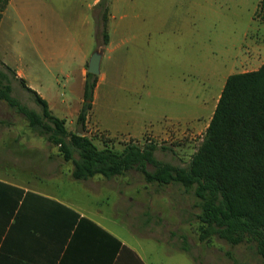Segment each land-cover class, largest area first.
I'll return each mask as SVG.
<instances>
[{"label": "rangeland", "instance_id": "rangeland-1", "mask_svg": "<svg viewBox=\"0 0 264 264\" xmlns=\"http://www.w3.org/2000/svg\"><path fill=\"white\" fill-rule=\"evenodd\" d=\"M16 4L29 22L41 14L36 6L44 5L38 0ZM3 11L0 70L9 77L12 96L41 112L2 61L38 77L46 93L65 103L54 114L60 117L63 112L60 118L69 131L84 133L99 148L151 142L157 145V160L178 166L188 164L201 142L226 76L255 69L264 58V51L254 50L264 44V0H115L109 21L112 49H104L100 59L103 77L92 110L103 129L93 126L92 115L87 118L91 109L81 127L74 113L82 94L78 61L60 64L44 58L43 52L44 44L53 48L54 40L68 36L37 35L36 28L16 25L12 10L7 16ZM98 24L100 31L99 19ZM98 43L102 51L100 35ZM13 164L39 173V184L50 192L91 210L100 208V220L135 247L147 264H263L248 242L231 245L217 237L200 241L198 198L178 183H148L139 171L129 170L102 179L110 188H101L95 180L102 177L95 175L84 189L82 181L70 176L71 162L57 146L0 100V171L6 173ZM27 171L18 170L15 177L27 182Z\"/></svg>", "mask_w": 264, "mask_h": 264}, {"label": "trees", "instance_id": "trees-1", "mask_svg": "<svg viewBox=\"0 0 264 264\" xmlns=\"http://www.w3.org/2000/svg\"><path fill=\"white\" fill-rule=\"evenodd\" d=\"M7 2L1 1L0 18ZM96 8V45L99 35L101 44H106L107 0H99ZM1 63L40 105L41 112L11 95L9 77L1 70L0 100L21 113L34 132L57 146L63 159L71 162L73 179L95 175L110 179L136 170L148 183H178L198 198L200 211L195 217L200 241L209 243L217 237L231 245L248 242L264 264V62L257 69L226 76L203 138L186 166L157 160V145L151 142L99 148L84 133L69 131L64 119L54 115L35 90ZM96 81V75L86 72L76 118L81 127L92 107ZM6 186L0 182V187Z\"/></svg>", "mask_w": 264, "mask_h": 264}, {"label": "crops", "instance_id": "crops-1", "mask_svg": "<svg viewBox=\"0 0 264 264\" xmlns=\"http://www.w3.org/2000/svg\"><path fill=\"white\" fill-rule=\"evenodd\" d=\"M17 1L8 0L3 11L4 16H7L10 10L13 11L16 25L22 28H36L37 35L61 32L68 36L54 40V49L49 44H44V58L50 56L65 65L75 58L80 66V85L83 93L87 62L90 54L98 48L95 45V9L99 0H38L44 5L36 6L37 12H41L35 16L36 26L31 25L34 20L28 21V16L22 12L23 7L16 4ZM107 6L108 40L102 47L101 59L104 57V49L110 51L113 43L109 21L115 8V0H108ZM59 21L61 23L57 26ZM24 32L25 30H22L23 34ZM263 45L260 51L254 50L262 54ZM52 49L57 51L53 53ZM263 62L264 58L255 69ZM12 70L16 77L22 78L29 88L46 101L53 114L54 109L62 108L65 104L55 95L46 93L44 87L39 84L38 77L34 78L15 66ZM102 77L103 74L99 76L98 73L92 107L87 118L89 115L93 117L95 90ZM81 103L82 94L74 113L77 114ZM60 112V117H64L63 112ZM92 122L93 126L102 128L95 117ZM14 164L10 167L12 171L9 169L4 174L0 171V182L8 185L0 187V264H147L135 247L127 244L120 235L100 220L103 216L100 208L91 210L72 198L50 192L39 184L43 178L39 173L27 167L16 169ZM18 170L31 171L27 182L19 181L15 177ZM90 179L95 180V177L80 180L84 189L89 188L86 182ZM102 179L105 178H96L95 181L101 188H107Z\"/></svg>", "mask_w": 264, "mask_h": 264}, {"label": "water", "instance_id": "water-1", "mask_svg": "<svg viewBox=\"0 0 264 264\" xmlns=\"http://www.w3.org/2000/svg\"><path fill=\"white\" fill-rule=\"evenodd\" d=\"M102 51L100 49H95L91 54L87 62V72L91 74L99 73V65L101 59Z\"/></svg>", "mask_w": 264, "mask_h": 264}, {"label": "built area", "instance_id": "built-area-1", "mask_svg": "<svg viewBox=\"0 0 264 264\" xmlns=\"http://www.w3.org/2000/svg\"><path fill=\"white\" fill-rule=\"evenodd\" d=\"M263 16H264V14H263Z\"/></svg>", "mask_w": 264, "mask_h": 264}]
</instances>
